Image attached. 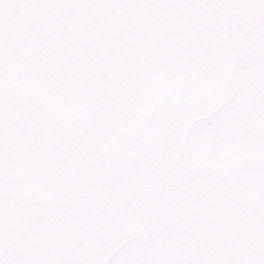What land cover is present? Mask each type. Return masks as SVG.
Here are the masks:
<instances>
[{
    "label": "snow or ice",
    "instance_id": "6c2138e0",
    "mask_svg": "<svg viewBox=\"0 0 264 264\" xmlns=\"http://www.w3.org/2000/svg\"><path fill=\"white\" fill-rule=\"evenodd\" d=\"M0 264H264V0H0Z\"/></svg>",
    "mask_w": 264,
    "mask_h": 264
}]
</instances>
